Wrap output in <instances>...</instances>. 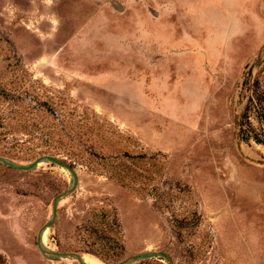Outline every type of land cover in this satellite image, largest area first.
<instances>
[{
    "label": "rangeland",
    "instance_id": "374dc122",
    "mask_svg": "<svg viewBox=\"0 0 264 264\" xmlns=\"http://www.w3.org/2000/svg\"><path fill=\"white\" fill-rule=\"evenodd\" d=\"M244 111L264 139V0H0V114L46 133L8 126L0 155L77 173L52 249L264 264V142L239 136ZM70 179L0 163V264H80L36 243Z\"/></svg>",
    "mask_w": 264,
    "mask_h": 264
},
{
    "label": "water",
    "instance_id": "95a60500",
    "mask_svg": "<svg viewBox=\"0 0 264 264\" xmlns=\"http://www.w3.org/2000/svg\"><path fill=\"white\" fill-rule=\"evenodd\" d=\"M44 161H49V162L55 163L59 166L65 167L70 172L71 179L69 182V186L65 190L60 191L59 193L55 194L54 197L52 198L51 214H50L49 218L39 227V229L37 230V233H36L37 246H38L39 250L45 254H49L52 256H56V257L74 256L79 261L80 264H89L82 259L81 253H79V252L59 251V250L52 249V248H50V247H48L42 243L43 232L45 231V229H48L54 223L58 200L61 197L69 194L75 188V186L77 184V173H76V170L74 169V167L71 166L69 163H67L65 160H63V159H61L55 155L49 154V153L40 154V155L36 156L32 161H29L27 163L17 162V161L12 160L8 157L0 155V163L5 164V165L10 166V167H13V168L23 169V170L32 169V168L36 167L39 163L44 162ZM156 256L163 257L167 261H170V257L168 255V253L163 251V250H144V251H139V252L133 253V254L125 257L121 261H118L114 264H127L131 261H135V260H139V259H143V258L156 257Z\"/></svg>",
    "mask_w": 264,
    "mask_h": 264
},
{
    "label": "trees",
    "instance_id": "16d2710c",
    "mask_svg": "<svg viewBox=\"0 0 264 264\" xmlns=\"http://www.w3.org/2000/svg\"><path fill=\"white\" fill-rule=\"evenodd\" d=\"M37 104L44 106L45 105V101H40ZM264 121V117L263 120ZM35 120H29L27 119V117H21L20 119H17L15 122H9L8 120H6L5 116H2V114H0V136L5 137L7 135V127H14V125L19 126L20 128H23L24 130L27 131V134L30 135L29 139H34V138H43V135H45L46 133H42L41 131H37V129L34 128L35 126ZM239 125V136L241 137V139L243 140H249V139H253L255 142L257 143H263L264 139L263 137H261V135L255 131V129L249 125V121H248V114L246 113V111H244L243 113H241L240 115V119L238 122ZM33 126V127H32ZM37 126V123H36ZM113 226H108L107 228H103L101 229L102 232H104V234L106 233L109 238H113V240L117 241V239L114 238L113 234L115 231V229H113ZM1 257V255H0Z\"/></svg>",
    "mask_w": 264,
    "mask_h": 264
},
{
    "label": "bare ground",
    "instance_id": "6f19581e",
    "mask_svg": "<svg viewBox=\"0 0 264 264\" xmlns=\"http://www.w3.org/2000/svg\"><path fill=\"white\" fill-rule=\"evenodd\" d=\"M46 230L43 232V235H42V243L45 245V238H46ZM81 257L82 259L89 263V264H102V261H100L99 259L93 257L92 255L88 254V253H81ZM69 258H74L76 259L74 256H70ZM77 260V259H76Z\"/></svg>",
    "mask_w": 264,
    "mask_h": 264
}]
</instances>
